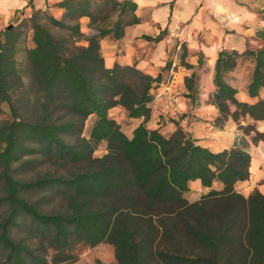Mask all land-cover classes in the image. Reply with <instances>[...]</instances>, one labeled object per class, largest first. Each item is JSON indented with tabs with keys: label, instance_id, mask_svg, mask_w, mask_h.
Segmentation results:
<instances>
[{
	"label": "trees",
	"instance_id": "16d2710c",
	"mask_svg": "<svg viewBox=\"0 0 264 264\" xmlns=\"http://www.w3.org/2000/svg\"><path fill=\"white\" fill-rule=\"evenodd\" d=\"M57 6L63 9L60 19L37 10L0 31V101L12 116L0 125V178L11 207L0 222V264H48L44 247L35 253L12 238L19 214L30 216L29 229L53 246L54 263L70 259L74 244L84 242L112 246L114 260L95 264H264V194L255 190L245 197L235 188L249 178V153L238 147L212 152L172 118L176 129L169 135L147 127L151 89L164 79L135 66H104L99 41L107 35L118 39L126 26L139 22L135 2L61 0ZM82 17L89 20L88 33L81 32ZM29 30L33 46L22 48L17 60ZM164 34L145 38L158 41ZM239 58L253 62L248 95L256 97L264 88V47L219 51L215 90L207 100L218 110L217 127L228 117L264 119V101H238L226 80ZM200 84L196 72L184 78L191 110L203 101ZM15 85L23 113L11 101ZM116 105L129 118H143L130 136L109 116ZM90 116L86 138L82 132ZM247 127L253 141L264 138L253 124ZM101 142L106 152L93 157ZM35 154L75 168L28 182L13 179L10 164ZM197 180L209 190L189 202L185 193ZM24 190L54 193L67 210L43 214L19 196Z\"/></svg>",
	"mask_w": 264,
	"mask_h": 264
},
{
	"label": "crops",
	"instance_id": "0c3cea01",
	"mask_svg": "<svg viewBox=\"0 0 264 264\" xmlns=\"http://www.w3.org/2000/svg\"><path fill=\"white\" fill-rule=\"evenodd\" d=\"M60 1L0 0V31L28 19L37 10L60 19L63 14V9L57 6ZM132 1L136 4L134 13L139 22L126 26L123 36L118 39L112 35L100 39L99 52L104 66H135L143 73L161 79L172 72L174 88L179 96V115L172 119L178 120L180 127L195 138L198 144L212 152L238 147L249 153V178L238 182L235 188L245 197L255 190L264 194V138L253 141L249 134L238 129L239 125L251 123L257 132L264 133V119L255 121L246 116L243 120L234 121L228 117L221 127H217L214 120L219 115L218 110L207 101L215 90L212 78L219 51L242 52L264 47V0ZM88 21L86 17L80 18L81 32L90 31ZM162 31L165 34L158 41L145 38H155ZM168 32L171 35H167ZM27 39V47H32L31 30ZM199 57L203 60L202 67L198 66ZM252 69L251 59L239 58L237 65L227 73L226 80L236 90L235 98L240 102L254 103L258 99L264 101V88L259 90L256 97H250L247 93ZM193 72L200 74V94L203 101L191 110L188 99L184 97V78ZM151 93L153 100L148 104L150 115L145 124L169 135L176 126L163 115L166 96L160 84L155 85ZM116 109L126 112L122 106L112 107L109 109V116L130 136L132 130L143 122V118H129L125 114L129 122L125 129L121 120L114 117V113L118 111ZM181 114H184L182 119ZM196 186L202 194L209 190L202 187L198 180L193 181L185 197Z\"/></svg>",
	"mask_w": 264,
	"mask_h": 264
},
{
	"label": "rangeland",
	"instance_id": "374dc122",
	"mask_svg": "<svg viewBox=\"0 0 264 264\" xmlns=\"http://www.w3.org/2000/svg\"><path fill=\"white\" fill-rule=\"evenodd\" d=\"M168 32L167 35H169ZM29 40L26 39L22 44L21 49H19L16 54V59H22L23 52L22 48L27 47V43ZM165 78V77H164ZM16 86V85H15ZM17 87V86H16ZM11 101L15 105L17 113H23L24 109L19 107L18 98L20 92L18 87L14 90L10 91ZM120 105H116L117 107ZM118 110V109H116ZM126 112L123 113L119 110L114 113V117L121 120V124L123 128L129 126L128 119L125 116ZM179 114V113H178ZM169 117V115L165 116L167 119L175 118L178 116ZM162 116V117H164ZM12 116L10 113V109L6 102L0 101V125L5 123L6 121L11 120ZM93 116L88 117L84 122L82 135L84 137H88V132L93 121ZM218 116L215 118L214 122H216ZM240 121V120H239ZM224 124V123H223ZM222 124V125H223ZM251 123H245V125H239L238 129L244 133L249 134L252 137L255 135L253 131L248 130L247 125ZM75 140L74 137H67L66 141L72 143ZM106 152V143L101 142L98 144L96 149L93 152V157H100ZM32 163L31 165L26 166V162ZM75 167L67 164L61 165L60 162H56L53 160H48L40 154L35 155H24L18 161L12 162L9 166V173L15 180H20L22 182H28L32 179H35L38 176H42L45 173L61 175L66 170L74 169ZM4 169V165L0 162V174ZM6 190L3 184L2 179L0 178V222L8 217L9 211L11 209L9 201L6 199ZM202 195V191H199V188L192 187L191 192L186 196L187 201L194 202L197 201ZM19 196L24 198L29 204L35 206L41 213L48 214L50 212H63L67 210L66 202L59 196L54 193H44L34 190H24L19 192ZM18 224L17 226L12 228L11 236L12 238L24 246H29L34 250L35 253H39V248L44 247L47 250L48 256V264H95L96 260H100L105 263L112 262L114 260L113 248L111 245L107 243H99L95 246H89L84 242H76L74 244V248L72 251L68 252L67 257L70 259L63 260L57 263L53 262L52 257L55 256L53 253L55 252L53 246L50 245L47 239L42 241L35 232L29 229L30 226V216L26 214L18 215Z\"/></svg>",
	"mask_w": 264,
	"mask_h": 264
},
{
	"label": "built area",
	"instance_id": "2783aa9c",
	"mask_svg": "<svg viewBox=\"0 0 264 264\" xmlns=\"http://www.w3.org/2000/svg\"><path fill=\"white\" fill-rule=\"evenodd\" d=\"M180 45L181 43L178 44V49L180 48ZM160 87L166 96L163 106V115H169V117L176 116L179 113V96L174 88V78L172 72H170L164 79V81L160 84Z\"/></svg>",
	"mask_w": 264,
	"mask_h": 264
}]
</instances>
